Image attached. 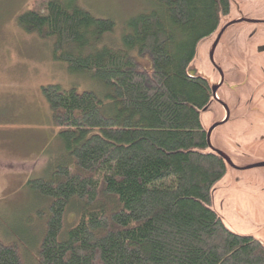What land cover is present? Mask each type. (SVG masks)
Wrapping results in <instances>:
<instances>
[{"label": "trees", "instance_id": "16d2710c", "mask_svg": "<svg viewBox=\"0 0 264 264\" xmlns=\"http://www.w3.org/2000/svg\"><path fill=\"white\" fill-rule=\"evenodd\" d=\"M151 2L117 47L101 44L115 21L78 0H37L18 17L104 89L43 88L64 153L27 182L42 200L35 254L0 238V264H264V243L229 229L213 207L228 164L202 121L211 85L188 75L231 0ZM133 50L153 69L141 70Z\"/></svg>", "mask_w": 264, "mask_h": 264}, {"label": "rangeland", "instance_id": "374dc122", "mask_svg": "<svg viewBox=\"0 0 264 264\" xmlns=\"http://www.w3.org/2000/svg\"><path fill=\"white\" fill-rule=\"evenodd\" d=\"M36 1L0 0V238L17 242L28 256L35 254L42 228L36 214L42 200L27 186L28 179L46 175L51 162L64 153L43 88L56 84L79 91L104 89L90 72H71L65 61L55 59L51 40L19 25L18 17ZM78 2L95 16L115 21L114 31L101 44L116 47L123 45L128 19L152 5L151 0ZM224 17L217 32L227 21L264 20V0H231L230 13ZM230 37L233 45L224 44L214 54L224 73V84L210 106L217 112L203 111L202 121L206 128L222 122L211 134L212 147L234 165L248 167L264 162V51L259 50L264 46V23L243 20L226 30L222 43ZM212 38L200 42L189 68H198L216 85L222 77L211 72ZM132 54L141 70L153 69L150 55L140 56L137 50ZM213 207L229 229L264 243V167L228 166L214 186ZM74 219V214L67 215L68 222Z\"/></svg>", "mask_w": 264, "mask_h": 264}, {"label": "flooded vegetation", "instance_id": "af4514ba", "mask_svg": "<svg viewBox=\"0 0 264 264\" xmlns=\"http://www.w3.org/2000/svg\"><path fill=\"white\" fill-rule=\"evenodd\" d=\"M230 13V12H229ZM228 15V14H227ZM225 17H226V15H225ZM224 17V18H225ZM247 21V22H251V23H258V24H262V23H264V20H262V19H255V20H251V19H241V20H235V21H227L222 27H221V29L217 32L216 31V33H214V34H212L211 36H209L210 38H212L213 40H212V42L211 41H209L210 43H211V46H210V48H209V54L211 53V59H210V57H209V60H210V62H211V64H212V68H211V72H215V71H218L219 72V74L221 75V80L216 84V85H213L212 83H210L209 82V80L206 78V80L210 83V85H211V88L213 89L214 87H217V92H216V95H217V93H218V90H219V88L224 84V73H223V71L221 70V68H220V66L218 65V63L214 60L215 58H214V54H215V52H216V50L220 47V46H222V45H224V44H230V45H233V42L235 41V39H234V37H230V40L228 41V40H224V42L222 43V40H223V36H224V34H225V32H226V30H228L230 27H232V26H234V25H237L238 23H240L241 21ZM264 47V46H263ZM261 48V47H260ZM260 50V49H259ZM260 52H263V51H260ZM195 69L197 70V73L199 74L200 73V70L198 69V68H196L195 67ZM219 98V97H218ZM237 98V97H236ZM238 100H240L239 98H238ZM215 101L216 100H214V93H213V91H212V100L210 101V104H209V106L208 107H206L203 111H210V113H216L217 112V109H215V108H211L210 106L212 105V104H214L215 103ZM218 101V100H217ZM220 105L222 106H224L227 110H228V108L226 107V105L225 104H223V103H220ZM222 106V107H223ZM225 119V117H223V119L222 120H224ZM227 119V120H226ZM225 120L226 121H228L229 120V115H228V117L226 118ZM221 120V121H222ZM204 124V123H203ZM222 124V122H220V123H218L217 122V124H216V127L214 128V130L218 127V126H220ZM215 125V124H214ZM205 126V125H204ZM211 127H213V125L211 126ZM210 127V128H211ZM206 128V127H205ZM210 128H206V130H207V132H208V129H210ZM213 130V131H214ZM208 135V134H207Z\"/></svg>", "mask_w": 264, "mask_h": 264}, {"label": "water", "instance_id": "95a60500", "mask_svg": "<svg viewBox=\"0 0 264 264\" xmlns=\"http://www.w3.org/2000/svg\"><path fill=\"white\" fill-rule=\"evenodd\" d=\"M260 51H264V47H261L260 48ZM188 75L189 77L191 78H197V77H201V78H205L202 74H198L197 73V70L195 68H189L188 69ZM206 79V78H205ZM213 93H214V98H216V92H217V87H214L212 89ZM227 120V119H226ZM226 120L224 122H226ZM216 127V124L213 125V127H211L210 129H208V135H207V138H208V143H209V146L210 148L215 151L216 153H218L219 155H221L227 162L228 166H232V167H235V168H238V169H248V168H253V167H264V162H261V163H258V164H255V165H251V166H248V167H238L236 165H234L233 161L231 160L230 157H228L227 155H225L222 151L218 150V149H214L211 145V141H210V137H211V134L214 130V128Z\"/></svg>", "mask_w": 264, "mask_h": 264}]
</instances>
